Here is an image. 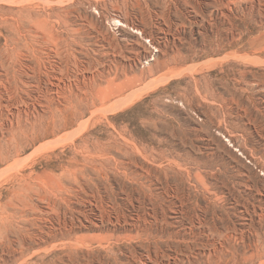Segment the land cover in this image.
Returning <instances> with one entry per match:
<instances>
[{"label": "rangeland", "instance_id": "374dc122", "mask_svg": "<svg viewBox=\"0 0 264 264\" xmlns=\"http://www.w3.org/2000/svg\"><path fill=\"white\" fill-rule=\"evenodd\" d=\"M0 264H264V0H0Z\"/></svg>", "mask_w": 264, "mask_h": 264}]
</instances>
